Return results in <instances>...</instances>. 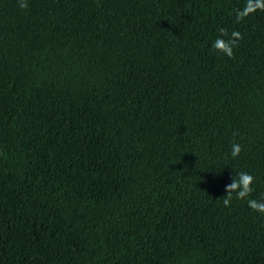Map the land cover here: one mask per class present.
<instances>
[{
    "label": "trees",
    "instance_id": "1",
    "mask_svg": "<svg viewBox=\"0 0 264 264\" xmlns=\"http://www.w3.org/2000/svg\"><path fill=\"white\" fill-rule=\"evenodd\" d=\"M249 200L264 0H0V264H264Z\"/></svg>",
    "mask_w": 264,
    "mask_h": 264
},
{
    "label": "clouds",
    "instance_id": "2",
    "mask_svg": "<svg viewBox=\"0 0 264 264\" xmlns=\"http://www.w3.org/2000/svg\"><path fill=\"white\" fill-rule=\"evenodd\" d=\"M22 8H26L27 4L22 3ZM222 35H226V32L222 30ZM239 33H234V36L239 37ZM216 49L225 52L227 55L232 56V46L230 42H225L223 39L218 38V40L213 45ZM242 148L239 143L232 144L231 155L232 157H237L241 153ZM254 182V177L246 172H238V174L234 177V182L227 186V198L223 201L225 206L230 205V201L232 199V194H236L237 199H244L249 196L252 192V184ZM249 208L254 211H258L264 213V202H258L256 200H249Z\"/></svg>",
    "mask_w": 264,
    "mask_h": 264
}]
</instances>
